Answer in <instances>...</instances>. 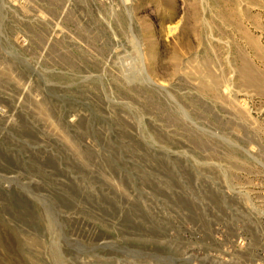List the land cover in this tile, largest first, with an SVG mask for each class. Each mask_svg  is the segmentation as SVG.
<instances>
[{
  "label": "rangeland",
  "instance_id": "374dc122",
  "mask_svg": "<svg viewBox=\"0 0 264 264\" xmlns=\"http://www.w3.org/2000/svg\"><path fill=\"white\" fill-rule=\"evenodd\" d=\"M0 264H264V0H0Z\"/></svg>",
  "mask_w": 264,
  "mask_h": 264
},
{
  "label": "bare ground",
  "instance_id": "6f19581e",
  "mask_svg": "<svg viewBox=\"0 0 264 264\" xmlns=\"http://www.w3.org/2000/svg\"><path fill=\"white\" fill-rule=\"evenodd\" d=\"M197 71H198L199 74L201 73V75H199L200 76V78H199L200 79V83L199 84H200L201 90H208V91H210L212 93L216 92L217 89L219 88L218 85L220 84L219 83L220 80H218L217 77H212L211 75L210 76H205L204 75V73L207 71V66L205 64H202L200 69H198ZM245 81H247V75L244 77V82Z\"/></svg>",
  "mask_w": 264,
  "mask_h": 264
}]
</instances>
